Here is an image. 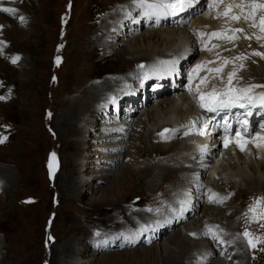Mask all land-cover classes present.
Listing matches in <instances>:
<instances>
[{
  "label": "rangeland",
  "instance_id": "374dc122",
  "mask_svg": "<svg viewBox=\"0 0 264 264\" xmlns=\"http://www.w3.org/2000/svg\"><path fill=\"white\" fill-rule=\"evenodd\" d=\"M255 1H258L257 4L262 3V0ZM194 2L202 4L205 8L207 0H194ZM146 5V3L143 4V6ZM123 6L124 0H22L14 15L0 11V25L6 27L5 30L3 27L0 28V32L2 31L0 42H3L0 43V97H5V99H0V137H7L5 145L0 144V151L3 152H0V166H9L7 168L14 173V183L9 187L10 190L6 191L3 187L4 191H2V184L0 185V245L6 247L7 250V243L10 241L13 243L9 248L8 258L2 257L3 264H121V262L125 264V261L119 260V255L122 253L133 255V252L138 251L146 259L137 260L130 257L131 261L126 264H163L161 258L154 259L155 257H153L151 259L152 256L147 255L149 250L153 248L154 256L160 249V245L169 247H172L169 245L171 243L179 245L185 236V231H181L185 227L184 225L192 223L194 219L199 220L204 217L203 210L207 203L202 201L197 203L196 208L199 207V209L196 210L198 211L189 217L183 225L175 226L171 222H167L165 225L162 223L159 229L163 228L161 232L162 235H165L160 237L161 239L159 238L160 240L157 242L150 241L153 229H146L140 234L142 238L145 237L140 244L136 241L131 242L128 246L118 245L112 248L113 244L109 242L107 248L105 245L103 246L104 238L116 235L119 231L127 233L130 231L121 226L117 227V222L104 223L109 213L114 217L117 215L113 211H106L108 205L114 206L118 201V203H131L130 205L134 206L131 208L133 211L147 214L145 223L143 220L137 219L142 227L147 226L146 222H150L154 216L166 214V205L152 206L151 203L149 204L147 200L149 197L146 194L133 199L140 191L139 188L123 199H120L119 193L128 194L129 191L126 188H123L121 192L116 189L118 193L116 192L114 196L117 199L113 196L110 199L114 198L111 203L100 202L103 190L109 188L115 178H120V170L129 166L133 173L142 174V166L148 161V158L137 159L135 156L129 157V154L136 155L140 152L141 155L142 151L148 150L147 144L151 137L149 132L152 127H147L148 133L143 131L145 126L143 123L137 127L141 111L136 114L121 111L117 123L127 124L123 128H128V125L132 128L129 127L130 134L127 139L117 142L121 144L119 153L123 158L118 161L114 170L110 167L101 168L103 165H108L109 158L115 157L118 160L116 156L119 155L114 151H103L102 144L105 143L98 141V139H104V131L100 130L101 125L105 123L103 121L106 116L104 113L101 121L93 120L94 124L89 127L90 129L80 126L83 127V133L85 132L87 135L86 140L83 142L80 140L85 144L81 147V152L76 149L68 151L65 148V143L78 139L74 136L75 134L72 137L71 134L63 135L64 131H69L66 126L68 118L71 119L74 116V113L66 116V109L70 108L75 100L82 101L85 94L92 92L96 86L104 84L110 79L115 80L116 86L112 93L109 92L105 95L98 93L88 111L75 117L83 119L89 116L91 119L93 114L89 113L92 112L94 105L99 104L100 107H104V103L109 101L111 94H116L120 90H125L126 93L129 84L128 91L131 88L136 89L135 87L139 85L137 75H140V71L148 70V65L150 67L154 62L153 66L158 64L155 61L156 58L145 59L142 62L134 63V69L132 66L123 69V66H119L114 61V55L112 56L114 53L104 56L103 52L97 48L89 53V49L94 47L98 41L97 38L103 29V21L117 11L112 12L115 8L121 10ZM240 9L245 11L243 16L247 14L248 17L245 20L246 29L235 32V35L229 39L232 41L231 44L226 45L224 43L227 42H224L221 47L228 48V56L231 61L228 62L229 65L231 64L230 70L242 74L241 79L246 81H249L246 77L251 73L249 79L258 80L261 84L264 83V61L260 62L259 58H263L264 55H255V53L264 54V33H261L262 29L259 27V19L264 17V8L247 7L245 2L239 11ZM229 10L227 9V11ZM20 13L21 16L24 15L22 16L24 17L23 22L19 19ZM230 13L232 12L230 11ZM191 20L193 19H190L189 22H192ZM148 23L151 24V22ZM150 24L146 27H138L135 36H132L133 32L128 29L126 33L131 34L130 39L129 41L125 40L126 42L121 44L119 50H135L140 36L145 37L148 31L160 27L150 26ZM106 41V46L111 48L112 44H117L118 37L110 34ZM229 46L232 49H229ZM228 56L227 59H229ZM15 57H19V59L13 63L12 60ZM103 57L106 60L100 61ZM194 57H190L191 64L201 57V53L199 52ZM57 58H59V64H57ZM90 61L92 62L90 63ZM135 70L138 71L136 74L133 72ZM184 70L185 68L182 72ZM159 82L161 84L162 81ZM142 83L145 84V81ZM256 87L254 86V88ZM114 97L110 101L112 105L115 103ZM120 97L121 95L118 96V99ZM129 97L138 101L141 95L138 96L135 93ZM151 102L149 106L154 107L156 100ZM106 104L108 106V102ZM76 127L78 128L75 125L72 131L75 132ZM115 133L118 134V132ZM106 134L113 135L111 131ZM133 137L135 143H132ZM96 138L97 140H95ZM136 141L140 143H136ZM155 143L158 144L157 141ZM20 151H24L25 156ZM52 153H55V159H52ZM60 157H62L61 162L64 169L62 173L58 174ZM50 163L51 169L49 168ZM19 165L20 167H18ZM3 168L5 170V167ZM87 168L90 169L85 172V176L82 178L81 172L86 171ZM74 170L77 171L73 174L75 181L89 183L88 187L79 189L77 196L69 194L68 185L64 183L66 173L71 174ZM193 170L196 171V169ZM0 176L2 177V175ZM184 184L186 185H184V191L176 197V201H179L181 205L186 203L188 196H194V194L192 195L193 187L197 188V184H186V182ZM227 186L231 191V194H227V200L210 208L228 210L225 213V219L228 221L221 223L219 219L216 224L220 227L223 224H228L231 217L233 220L237 219V226H235L238 237L235 241L243 251H245V245H248L245 232L254 237V243L259 240L260 243L256 245L264 244V211L260 204L261 200H256L257 198L252 200L255 197L253 195V198H250L251 204L249 203L251 195L240 194L239 188ZM205 192L202 191L203 194ZM233 194L234 198H231ZM100 203L102 204L99 205ZM7 206L17 211L15 221L13 218L8 219L5 215L9 212L8 209L4 210ZM173 208L176 209V206H169L168 212H170L169 210L173 211ZM213 213L214 215L219 214L216 211ZM154 219L152 221L156 222L161 221L162 218L155 217ZM206 219L205 221L210 220V218ZM172 225L173 227H167ZM164 226L168 229H165ZM189 235L186 236V242L196 243L203 240L207 242L203 235H193L192 237ZM157 236H159L158 233ZM129 237H117V241L123 238L125 242H129L127 240ZM109 240L111 241L110 238L107 241ZM236 249L233 251L235 257L239 255L238 251H240L238 248ZM76 258L79 259L76 260ZM247 258L245 261L248 264H264V245L258 254L249 255ZM219 260L223 264L232 263L228 260L224 261L223 258L214 257L211 264ZM232 264H239L238 260L236 259Z\"/></svg>",
  "mask_w": 264,
  "mask_h": 264
},
{
  "label": "bare ground",
  "instance_id": "6f19581e",
  "mask_svg": "<svg viewBox=\"0 0 264 264\" xmlns=\"http://www.w3.org/2000/svg\"><path fill=\"white\" fill-rule=\"evenodd\" d=\"M174 2L175 0H124V6L121 10L115 8L112 12L115 10L117 11L114 12L112 16H109L107 20L105 19L103 21V29H101V34L97 38L98 41L94 47L89 49V53L95 48L99 49L100 52H103L104 56L108 55V53H114L112 54L115 58L114 61L119 64V66H123V69L129 68V66H132L133 68L134 63L142 62L145 59L153 60L156 58L155 61L158 62V64L153 66L154 62L150 67L148 65V70L143 72L140 71V75H137L139 85L135 87L136 89L131 88L128 91L130 87L129 84L126 93L124 92L125 90H120V92L110 95L109 101H106L108 102V106L106 102L104 103V107H100L99 104L94 105L92 112L89 113L93 114L91 119H89V116L83 119H76L75 117L82 112L84 113L88 111L90 105L94 103L95 96L98 93L104 95L109 92L112 93V90L116 86L115 80L110 79L104 84L96 86L92 92H87L85 94L83 100L81 99L82 101L75 100V102L70 105L71 107L66 109V116L70 113H74V116L71 117V119L68 118L66 126L69 128V131H64L63 135L71 134L72 137V135L75 134L74 136L78 139L65 143V148L68 151L76 149L78 152H81V147L85 144L81 143L80 140L83 142L87 139V135L85 132L83 133L82 128L86 127L90 129L89 127L94 124L93 120H96V122L101 121L103 119L102 114L104 113L106 115L105 119H103L105 123L104 125H101L100 129L104 131V139H98V141L105 143L102 144L104 146L103 151H114L119 155L116 156L118 160L112 155L114 158H109L107 160L108 165H103L101 168L110 167L114 170L117 167L118 161L123 158L119 153L121 151V148H119L121 144H118L117 142L121 139H127L129 137L128 134H130L129 129L132 128V126L129 125L127 126L128 128H123L127 124L117 123L121 111H127L130 114H136L141 111L142 114L140 120L137 121V127H140L143 123L145 125L143 127L144 132H147V127H152L150 128V132L148 131L150 134L149 136H151L149 138L150 141L147 144L148 150L142 151L141 155L140 152L136 155L129 154V157L135 156L137 159L144 157L148 158V161L142 166V174L133 173L129 166H127L126 169L123 168L119 172L120 178H115L112 185L103 190V195L100 198L101 201H99L111 203L114 198L112 200L110 199L116 194V189H119V192H121L123 188H126V190L129 191L128 194H125L124 192L119 193L121 196L120 199H123L135 192L134 190H136V188H139L140 191L133 197V199L140 198L146 194L149 197L147 200L152 206L161 205L160 207H162L165 204L166 214L163 213L162 216H154V218H162L161 221L153 222V218L152 220L150 219L151 221L149 220L150 222H146L147 226L142 227L137 219L143 220L144 222L147 214H143V212L141 213L140 211H133L131 208L134 206H131V203H118V201L114 206L108 205L106 211H113L117 215L114 217L109 213L107 219L104 220V223L117 222V227L121 226L130 231L129 233L119 231L116 235L104 238L102 240L103 246L105 245L107 247L109 242H112V248L118 245L121 247H124L123 245L128 246L131 242L136 241V243L140 244L145 238H142L140 234L144 230L146 231V229H153L151 232L153 235H150V241L153 243L157 242L161 239L160 237L165 235H162L161 232L163 231V228L159 229L162 223L165 225L167 222H171L174 223L175 226L179 224L183 225L189 217L198 211L196 210L199 209V207L196 208L197 203L203 201L205 204L207 203L206 208L203 210L204 217L202 216L203 218H200L199 220L194 219L192 223H186V225H184L185 227L181 231H185V233L183 232L185 236L183 235L184 237L179 245H174L175 243L169 244L172 245V247H169L168 245H160V249L156 251L154 256L152 254L153 248L149 250L147 255H151V259L153 257H155L154 259L161 258L163 264H211L214 257H219V259L223 258L224 261L228 260L232 263L237 259L239 264H248L245 261L248 259L247 257L249 255L253 256L258 254L264 244L261 243L262 246L256 245L260 243L259 240L256 239L257 241L254 243V237L245 232L247 236L246 238L248 239V241L246 240L248 245H245V251L241 250L242 247H240L238 243L237 245L235 241L238 237L236 235L237 219L233 220L231 217V220L229 221L230 223L228 222V224L219 225L220 227H218L216 223L219 219L221 223L228 221L225 219V213L228 210L222 211L218 208L210 207L220 205L223 201L227 200V194H231L227 185H230V187L239 188L240 194L247 193L248 195H251L249 199L253 198L252 196L254 195L255 197L252 200H255L256 198V200H261L260 204L264 211V138L258 135L259 137H256L253 142L257 146V149L261 146H263V148H260L259 151H255L254 145L251 144L249 145L248 151L244 153H238V151L232 149L221 152L216 143L199 140L200 138L195 133L199 131L201 124H206L208 122L207 117L209 113L206 111L204 112V110L196 104V97L194 96L195 87H193L192 93H185L183 88L184 85L178 82V77H184L182 73L184 68L186 69L194 63L199 64L197 66L199 68L195 69L197 70L196 73L200 71L199 74H201L198 81L201 79V81L204 80L203 85L211 88L213 90L212 93L221 92V95L225 98V96H231L232 91H239L244 98L249 97L250 101L245 100V102H255L259 106L262 105V108L257 109L256 107L255 117L264 119V86L261 85H264V83L260 84L258 80L252 81L249 79L251 73L246 77L249 81H246L245 79H241V76H243L242 74L230 70L229 67L231 64L229 65L228 62L231 61L228 56V48L221 47L224 42H227L224 43L226 45L231 44L232 41L229 39L235 35V32H238L237 30L246 29L247 24H245V20L248 19V17L247 14L243 16L245 11L243 9H240L239 11V8L245 2L247 3V7H253L254 1L210 0L208 6L209 9L206 10L202 4H196L194 0H192L191 5H193V8L187 10V13L182 15L184 16L182 19L176 18L178 21L177 23L171 21L167 23L161 22L160 25H155L153 22L155 18L153 16L156 13L163 11L167 3L173 4ZM21 3L22 0H0V7H14L18 10ZM145 3L147 5L143 6ZM255 3L257 4L258 1H255ZM262 3H264V0H262ZM227 9L230 10L227 11ZM236 10L238 11L236 12ZM230 11L232 13H230ZM168 15L176 17L173 13ZM19 16H21V13ZM233 17H238L239 19H234ZM189 19H193L191 20L192 22H189ZM179 20H181V22H179ZM148 22H151L150 26H160L161 28L159 27L158 29L157 27V29L148 31L145 37L140 36L137 40L138 44H136L135 50H119L121 49V44L125 43V40L129 41L130 39L131 34L126 33L128 29H130V32H133L132 36H135L138 27H146ZM259 22L260 29H264V17L260 18ZM4 27L3 30L6 29V27ZM200 32L204 36V40L200 39ZM97 33L99 34V32ZM214 33L215 35H213ZM261 33H264V30H261ZM110 34L114 37H118V41L116 45L112 44L111 48H108V46H106V39ZM229 47V49H232L231 46ZM199 52L201 53V57H198V59L191 64L190 59ZM227 56L229 59H227ZM104 59L106 60V58L103 57L100 61H104ZM259 59L261 60L260 62H263L264 56ZM91 62L92 61H90V63ZM133 72L136 74L138 71L136 72L135 70ZM111 74L114 75V73ZM88 77L90 78L91 76ZM171 78L176 79V85L178 86L177 90L172 93L165 91L155 98V93L150 90L151 85L155 84V82L160 84L159 81L164 80L165 82L162 81L161 84L170 88V81L168 82V80L165 79L171 80ZM151 79H153V82L148 86ZM144 81L145 84L142 83ZM190 85H193V81L190 82ZM254 86L257 87L254 88ZM135 93L138 96L141 95L138 101L130 99L131 97H129ZM120 95L121 97L118 99V96ZM111 96H116L114 97L115 103L113 105L110 104V101L113 98H111ZM153 100H156V103L154 107H151L149 104H151V101ZM216 102H218V99H213V104ZM111 110H113V113H111ZM75 125H77L78 128L76 127L74 132L72 131V128H74ZM81 125L83 126L82 128L80 127ZM163 129L170 131L169 133L167 131L164 135H161ZM109 131H111L113 135L106 134ZM115 132H118V134ZM95 140H97V138ZM155 141H157L158 144H156ZM114 142L116 143L114 144ZM5 143L6 141L0 144L5 145ZM132 143H135L134 137ZM136 143L140 142L136 141ZM117 147L120 150L116 149ZM20 153L25 156L24 151H20ZM153 156H155V158H153ZM61 160L62 157L59 158V167L57 166V170L59 171L58 174L62 173V170L64 169ZM3 167H5V170ZM7 167L9 166H0V175H2V177L0 176V185L2 184V191H4V188L6 191L10 190L9 187L14 183V173ZM18 167H20V165ZM89 169L90 168H87L86 171L81 172L82 178L85 176V172ZM193 169H196V171ZM19 170L21 171V169ZM76 172L77 171L74 170L71 174L66 173L64 178V183L68 185L67 190L69 192H67L72 196H77L81 187L89 186V183L85 184L83 181L77 182L74 180L73 174ZM21 173L23 172L21 171ZM184 182H186V184H197V188L193 187L192 195L194 194V196H188L189 198L186 203L181 205L179 201H176V197L179 193L184 191ZM202 191L212 194L214 199L208 201L207 196L205 197V194H203ZM231 198H234V194ZM252 200L250 199L249 203L252 204ZM101 204L102 203L99 205ZM9 206L4 209L9 210L5 215L8 219L13 218L15 221L17 211L12 210ZM169 206H176V209L173 208V211L169 210L170 212H168ZM225 208L229 209L228 207ZM213 211H216L219 214L214 215ZM206 218H210V220L205 221ZM167 227L170 228L173 227V225ZM157 233L159 236H157ZM227 233L231 234L228 235ZM18 234L20 235V233ZM129 235L131 236L129 237ZM188 235L189 237H192L193 235H203V238H206L205 240H207V242L204 240L196 243L190 241L186 242V236ZM124 236L130 238H127L129 242H125L123 238L117 241V237ZM109 238L111 241H107ZM11 244H13L12 241L7 243V250L6 247L0 245V264H3L4 262L2 261V257L8 258ZM111 247L109 248L111 249ZM236 248L240 251H238L239 255L235 257L233 251L237 250ZM119 256L120 257L117 256L119 260L125 261V264L126 262H130L131 258L137 260L146 259L139 251L133 252V255H124L122 253ZM78 259L79 258H76V260ZM122 263L123 262H121V264ZM214 264L223 263L219 260Z\"/></svg>",
  "mask_w": 264,
  "mask_h": 264
},
{
  "label": "snow or ice",
  "instance_id": "6c2138e0",
  "mask_svg": "<svg viewBox=\"0 0 264 264\" xmlns=\"http://www.w3.org/2000/svg\"><path fill=\"white\" fill-rule=\"evenodd\" d=\"M175 3H176L177 5H179L180 10H183L184 7H186V6H190V5H191L192 0H175ZM253 7L264 8V3L256 4V3H255V0H254ZM0 11L6 12V13H9V14H14V13L17 11V9L14 8V7H0ZM233 18H234V19H239L238 17H233ZM19 19H20L22 22L24 21V17H20ZM2 27H3V26L0 25V28H2ZM262 30H264V29H262ZM237 31H242V29H239V30H237ZM213 35H215V33H214ZM0 43H3V42H0ZM255 55H264V54H262V53H255ZM18 59H19V57H15V58L12 60V62H13V63H16V61H17ZM59 62H60V61H59V58H57V64H59ZM0 99H5V97H0ZM240 106L243 107L244 105L241 104ZM210 110H211V109H210ZM245 123H246V121H245ZM165 131H168V130L166 129ZM161 135H163V133H162ZM237 135H238V134H237ZM6 139H7V137H0V143H3ZM241 150H243V147H242V146H241ZM51 156H52V159H55V153H52ZM49 168H50V169L52 168L51 163L49 164ZM50 239H51V237H50Z\"/></svg>",
  "mask_w": 264,
  "mask_h": 264
}]
</instances>
